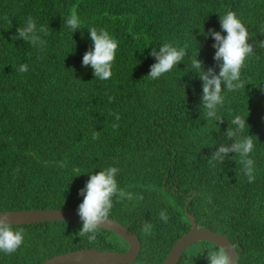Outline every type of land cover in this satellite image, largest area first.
Returning <instances> with one entry per match:
<instances>
[{"label": "trees", "instance_id": "16d2710c", "mask_svg": "<svg viewBox=\"0 0 264 264\" xmlns=\"http://www.w3.org/2000/svg\"><path fill=\"white\" fill-rule=\"evenodd\" d=\"M228 11L253 40H264V0H0V210L78 209L90 174L117 167L119 187L144 196L139 203L114 198L109 216L140 239L131 264L163 263L191 227L189 198L186 209L197 226L228 237L237 264H264V49L255 48L247 60L245 87L223 92L222 121H206L202 81L190 71L197 56L205 70L219 73L215 41L204 33L221 31L219 16ZM73 12L81 21L74 33L64 23ZM28 18L38 30L47 29L46 36L38 33L43 46L12 39ZM91 27L119 41L108 80L82 64L93 47ZM164 43L187 44V55L171 72L149 79L156 62L149 53ZM22 64L28 66L23 73ZM237 115L250 126L243 135H254V182L235 153L215 167L208 163L219 144L234 142L224 133L235 128ZM164 209L167 223L159 216ZM145 221L154 225L150 235L142 231ZM14 226L24 228V244L11 255L0 252V264H41L77 249L128 247L103 227L90 243L77 235L82 223L75 221ZM215 245L195 242L177 264H208L206 248Z\"/></svg>", "mask_w": 264, "mask_h": 264}, {"label": "clouds", "instance_id": "9594fccd", "mask_svg": "<svg viewBox=\"0 0 264 264\" xmlns=\"http://www.w3.org/2000/svg\"><path fill=\"white\" fill-rule=\"evenodd\" d=\"M219 22L221 31L209 29L207 33H204L206 37L211 36L215 41L212 45L215 49L213 59L219 66V73L217 74L215 67L205 70L204 61L197 59V56L192 58L190 70L194 71L202 81L201 107L205 110L206 121L216 122L223 120L217 115L218 108L224 104L223 92L225 89L236 91L245 87L241 80L242 70L246 67L247 60L255 54V48L264 49V40H253L252 34L235 12L228 11L225 15L219 16ZM64 23L73 33L80 29L81 25L78 15L74 12ZM38 33H43L45 36L49 34L43 26L38 30L36 22L28 18L26 24L17 29V34L12 39H22L33 46H43L46 41ZM88 33L93 47L83 55L82 64L85 67L91 66L95 78L102 81L108 80L113 75L112 67L119 48V41L104 28L91 27ZM187 48V44L178 47L173 46L172 43H164L158 50L153 48L149 55L155 57L156 62L151 65L147 77L155 80L171 72L183 61L187 55ZM27 70L26 64H22L18 69L21 73ZM109 99L111 100V97ZM116 118L120 119L118 115ZM231 124L235 125V128L228 127L224 135L227 141L234 142L219 144V147L208 158V163L215 167L216 164H223L229 158V153H235L240 157V163L243 165L242 171L248 181L254 182L255 161L250 158L255 147L254 135H243L245 127L250 126L247 120L239 115L235 116ZM113 127H118V125H113ZM92 138L98 139L99 132L93 131ZM118 172L117 167H107L90 174L85 187L79 190L83 201L78 205L77 214L82 221V227L77 235L87 237L90 243L97 239L99 230L108 223L114 207V198H126L127 201L136 203L144 199L141 194L126 192L119 187L116 179ZM159 216L163 222H168L167 209L162 210ZM153 228L152 223L145 221L142 231L150 235ZM24 241V228L15 227L7 214H0V252L11 255L24 244ZM206 249L208 264H233L232 249L223 245H215Z\"/></svg>", "mask_w": 264, "mask_h": 264}, {"label": "water", "instance_id": "95a60500", "mask_svg": "<svg viewBox=\"0 0 264 264\" xmlns=\"http://www.w3.org/2000/svg\"><path fill=\"white\" fill-rule=\"evenodd\" d=\"M190 200L191 198L186 201L185 211L191 227L174 242L162 264H177L184 251L193 243L201 240L232 249L233 264H237L238 251L228 237L209 228L197 226L193 215L189 214L186 209ZM0 214H7L13 225L45 221H75L82 223L77 214V209L69 208L0 210ZM103 228L123 238L128 244L127 249L125 251H102L94 247L77 249L53 255L41 264H131L137 258L141 249V242L137 234L124 224L111 218Z\"/></svg>", "mask_w": 264, "mask_h": 264}]
</instances>
